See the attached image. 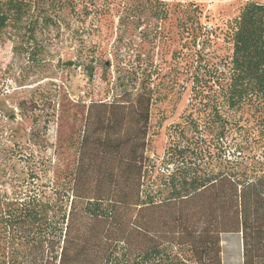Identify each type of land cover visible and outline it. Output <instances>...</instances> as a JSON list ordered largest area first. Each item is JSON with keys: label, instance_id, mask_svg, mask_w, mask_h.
Here are the masks:
<instances>
[{"label": "trees", "instance_id": "16d2710c", "mask_svg": "<svg viewBox=\"0 0 264 264\" xmlns=\"http://www.w3.org/2000/svg\"><path fill=\"white\" fill-rule=\"evenodd\" d=\"M47 9L0 0V32L35 40ZM233 22L230 60L194 85L161 157L149 154L153 89L142 83L88 103L77 163L50 190L0 189V264H223L230 233L243 264H264V2L247 1ZM77 60L66 64L88 76L106 65Z\"/></svg>", "mask_w": 264, "mask_h": 264}, {"label": "rangeland", "instance_id": "374dc122", "mask_svg": "<svg viewBox=\"0 0 264 264\" xmlns=\"http://www.w3.org/2000/svg\"><path fill=\"white\" fill-rule=\"evenodd\" d=\"M36 1L48 9L35 40L12 26L0 32V189L10 195L71 172L88 103L125 87L153 89L149 154L161 157L170 127L193 111L194 85L230 60L233 21L252 0ZM91 55L106 62L92 76L66 64ZM222 247L223 264H243L241 234H225Z\"/></svg>", "mask_w": 264, "mask_h": 264}, {"label": "built area", "instance_id": "2783aa9c", "mask_svg": "<svg viewBox=\"0 0 264 264\" xmlns=\"http://www.w3.org/2000/svg\"><path fill=\"white\" fill-rule=\"evenodd\" d=\"M208 29H210V27Z\"/></svg>", "mask_w": 264, "mask_h": 264}]
</instances>
